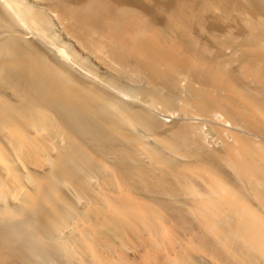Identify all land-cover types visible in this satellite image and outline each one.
<instances>
[{
  "label": "bare ground",
  "instance_id": "1",
  "mask_svg": "<svg viewBox=\"0 0 264 264\" xmlns=\"http://www.w3.org/2000/svg\"><path fill=\"white\" fill-rule=\"evenodd\" d=\"M0 264H264V0H0Z\"/></svg>",
  "mask_w": 264,
  "mask_h": 264
}]
</instances>
